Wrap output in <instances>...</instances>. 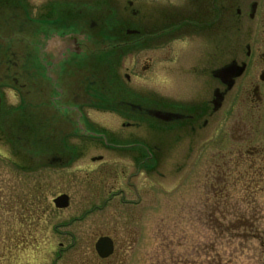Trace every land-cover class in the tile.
<instances>
[{
    "label": "rangeland",
    "instance_id": "obj_1",
    "mask_svg": "<svg viewBox=\"0 0 264 264\" xmlns=\"http://www.w3.org/2000/svg\"><path fill=\"white\" fill-rule=\"evenodd\" d=\"M46 1L31 3L35 2L37 7ZM12 25L11 20L5 23L0 19V33L20 37L17 49H27V42L31 41L28 27L18 26V21ZM53 28L87 33H96L97 29L61 22H56ZM60 32L53 34V49L56 52L65 46L68 50L76 49L72 39L63 38ZM92 48H98V44ZM21 56L0 53L2 103L4 110L13 112L5 121L0 116V264H96L93 242L101 234L113 237L116 245L110 262L101 264H262L264 251L259 241L252 240L238 225L226 227L225 220L222 223L218 214L214 216L215 196L209 192L205 179L207 172L223 163V155L240 150L241 165L229 164L236 175L226 180L236 186L229 192L230 200L240 203V215H248L243 203L244 199L251 200L249 218L264 226V152L257 148L264 144V103H249L242 97L233 104L230 100L196 135L187 131L174 133L166 128L169 123L145 116L149 124H155L146 128L149 133L160 127L157 135L161 152L157 155L159 165L152 174L141 166L139 174L130 179L139 189L136 195L127 184L128 175L135 172L133 167L129 165L123 177L117 169L118 182L115 177L112 179L110 162L91 161V157L110 149L98 138L97 145L89 139L106 132L123 138L132 131L121 127L125 122L120 114L128 110L126 104H120L121 99L183 112L200 107L207 93L200 70L193 69L198 57L190 52L175 58V64L172 59L159 58L156 60L161 67L159 73L153 65L142 73L141 58H98L93 54L91 59H80L68 53L67 60L58 61L61 70L56 66L53 69L51 62L47 69H53L50 75L55 78V87L64 85L69 92L80 91V96L70 101L66 93L56 102L58 94L50 90L55 100L44 105L47 100L40 93L45 86L34 85L39 74L31 76L24 71ZM132 61L136 62L135 68L128 73L135 86L125 92L118 84L124 82V68ZM14 64L18 69L15 76L11 74ZM42 71L44 82L49 81L46 69ZM4 77L8 79L4 81ZM26 82L38 89L31 90V97L21 86ZM80 113L83 115L78 119ZM145 118L142 117L143 122ZM134 119L139 120L136 116ZM129 143L125 140L121 145ZM10 150L15 153L11 158ZM122 150L127 154L133 148ZM55 156L61 157L62 162L50 165L49 159ZM11 159L20 165L32 162L35 167L19 171L11 165ZM120 160L128 162V155ZM102 165L107 166L108 172L104 178L94 175L100 173ZM112 182L120 184L124 191V195L119 192L114 197L124 196V200L117 197L111 207H106L103 201L113 188ZM245 184L248 189H244ZM118 189L115 187L114 193ZM60 193L69 195L66 209L53 206L52 199ZM97 193L102 195L98 197ZM220 208L228 212L222 205Z\"/></svg>",
    "mask_w": 264,
    "mask_h": 264
},
{
    "label": "flooded vegetation",
    "instance_id": "obj_2",
    "mask_svg": "<svg viewBox=\"0 0 264 264\" xmlns=\"http://www.w3.org/2000/svg\"><path fill=\"white\" fill-rule=\"evenodd\" d=\"M31 2L32 0H24L28 16L45 23V30H41L42 34L40 36L37 33L34 34L39 41L35 44L37 48L35 50L42 54L43 65L46 63L48 53L47 35L52 34L48 33L47 27L54 26L56 22H61L63 25L82 24L93 29L97 28L96 33L61 32L62 34L59 35L63 38H71L72 45L76 47L69 50L67 46L62 48L61 56L64 57V61L69 58L68 53H73L77 58L89 59L93 58V54L98 58L101 56L112 59L141 58L139 68L142 69V73L149 70L152 65L154 71L159 73L160 63L156 62L159 58L172 59L175 64V58L190 52L198 57L193 69L200 70L201 83L207 93L200 107H190L189 112H183L175 108L146 107L127 98L121 99L120 104H126L128 109L120 114L125 122L121 127L131 128L132 131L123 138L113 135L112 132L99 133L100 136L98 134L94 139L88 138L94 142L92 144L96 145L95 140L98 138L100 143L110 149L108 152L91 157V161L104 159L103 163L110 162L109 167L113 169L110 172L112 179L115 177L118 182L117 169L123 177L126 173L125 169L129 165L133 167L136 173L128 175L127 184L134 188L136 195L139 189L130 182V179L139 174L141 166L145 167L148 174H152L155 167L159 165L157 155L161 152L157 135L160 127L158 125L155 132L149 133L146 128H153L155 124H149L145 116L151 115L169 123V127L166 128L174 133L187 131L190 135H196L199 130L206 127L208 119L230 100L233 104L238 97H242L249 103H264V97H262L264 94V0H48L37 7L35 2ZM11 15L14 17L16 13L12 11ZM29 28L31 29L30 26ZM95 43L98 44V48H92ZM31 52L30 44V55ZM135 63L132 61L130 66H125L124 82L118 84L125 88V92L126 89L131 91L135 86L130 81L128 73L130 68H135ZM86 78L84 76V81ZM38 84L45 86L40 95L45 94L46 83L41 81ZM25 88L27 95L31 97L33 95L31 90L34 87L29 83L25 85ZM35 90L38 89L35 88ZM51 90L54 92L56 90L60 100L63 96H67L66 93L70 101L80 96V91L69 92L64 85L52 87ZM49 99L54 98L51 95ZM216 103L220 105L214 109ZM0 105L1 107L3 105L1 97ZM145 111L149 112L148 115ZM110 115L115 116L111 112ZM134 116L139 120L134 119ZM142 117L146 122L142 121ZM125 140L130 143L121 145V142ZM91 147L95 148V146ZM125 147L133 148V151L124 154L126 152L122 148ZM257 148L264 152V144ZM249 151L251 153V149ZM126 155L129 161H121L120 159ZM108 157L114 161H110ZM14 161L11 165L17 167L19 163ZM106 168V165H102L100 173L94 172V175L107 177ZM16 169L20 171L21 168L18 166ZM111 186L113 188L103 201L106 207H111L112 200L117 197L124 200V196L114 197L119 192L124 195L120 184L112 182ZM115 187L119 188L116 193H114ZM101 195L97 193L96 196ZM96 239L93 242V249ZM113 244L116 249L115 241ZM94 255L93 260L97 261L96 264H101L104 261L109 263L113 254L106 258H100L96 253Z\"/></svg>",
    "mask_w": 264,
    "mask_h": 264
},
{
    "label": "trees",
    "instance_id": "obj_3",
    "mask_svg": "<svg viewBox=\"0 0 264 264\" xmlns=\"http://www.w3.org/2000/svg\"><path fill=\"white\" fill-rule=\"evenodd\" d=\"M9 0H2V2L7 3ZM236 152L234 154L229 153L228 155H223L222 162L225 164H221L220 166H217L214 168V170L207 172V178L205 179V183L209 189V192L215 196L214 205L212 206V209H216V213L214 216L218 214V217H220V221L224 223L225 220V226H233L238 225L239 229L242 230V232H246L250 234L252 240L259 241L260 247L262 249V253L264 251V226L259 223H255L253 220H250V211L252 209V201L249 199H244L245 202L243 203L244 208L247 209L245 212H248L247 214H238L242 207L239 202L232 203L233 201L230 200L231 196L229 192L233 191L236 186L230 185L226 182L228 177L236 176L233 167L235 165H241L240 157H243L242 152L240 150H235ZM248 155L251 154L250 151L247 152ZM232 154V155H231ZM12 161H14L12 159ZM15 162V161H14ZM31 163V164H30ZM27 162L25 165H18L21 169L20 171H29L32 170L35 167V164L32 162ZM232 163L233 167L229 166V164ZM224 165V166H223ZM18 166L16 168H18ZM209 173V174H208ZM210 176V178L208 177ZM207 181H209V184H207ZM248 189V184L244 185V189ZM248 194V192H246ZM222 205L223 208L227 209L228 212H224L221 208L219 209V206ZM249 205V206H248ZM48 207L46 204L45 209ZM242 212V213H245ZM225 213V214H224ZM234 214V218H227L229 215ZM254 214L252 213V216ZM212 218V217H210ZM212 222L213 220L210 219ZM214 227V226H213ZM227 229V228H226ZM216 231V229H214ZM237 230V229H233ZM215 233V232H214ZM263 247V248H262ZM217 260V259H216ZM262 261V264H264V258L260 259ZM223 264H226V262H223Z\"/></svg>",
    "mask_w": 264,
    "mask_h": 264
},
{
    "label": "water",
    "instance_id": "obj_4",
    "mask_svg": "<svg viewBox=\"0 0 264 264\" xmlns=\"http://www.w3.org/2000/svg\"><path fill=\"white\" fill-rule=\"evenodd\" d=\"M220 103H216L214 105V109H217L219 107ZM60 161V157H51L49 159L50 164H53L54 162ZM53 204L56 208H66L69 204V197L66 194H60L56 196L53 199ZM94 248L96 253L102 257L105 258L109 256L113 252V242L110 237L108 236H101L99 237L95 244Z\"/></svg>",
    "mask_w": 264,
    "mask_h": 264
}]
</instances>
